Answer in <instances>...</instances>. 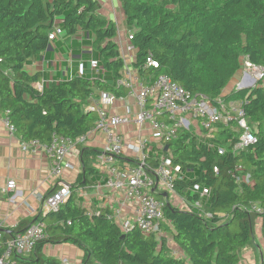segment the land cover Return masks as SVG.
<instances>
[{
	"label": "trees",
	"instance_id": "obj_1",
	"mask_svg": "<svg viewBox=\"0 0 264 264\" xmlns=\"http://www.w3.org/2000/svg\"><path fill=\"white\" fill-rule=\"evenodd\" d=\"M115 1L136 50L133 67L139 81L147 84L166 75L194 97L240 102L256 141L234 152L239 133L230 121L216 124L207 141L178 130L165 146L174 165L187 174L174 184L179 197L198 201L189 192L194 184L210 190L205 203L210 218L164 205L170 241L182 257L172 254L165 237H145L136 229L122 234L106 220L107 209L89 214L75 201L74 192L91 184L88 177L96 172L89 163L99 153L90 149H80L82 177L70 186L59 211L2 231V240L44 223L46 239L17 264H59L42 253L45 246L59 244L80 250L79 264H240L242 250L252 245L255 221L264 219V79L249 89H224L239 73L242 56L264 68V0ZM98 8L95 0H0V112L8 113L6 119L21 141L48 145L54 136L74 140L86 135L98 117L87 109L91 99L100 93L117 99L128 94L116 85L124 62L114 42L115 24L102 18ZM58 20L68 37L78 30L94 35L92 46L108 76H75L41 92L33 88L40 76L28 74L24 66L47 49L48 34ZM148 57L157 69L145 66ZM208 139L215 144L210 146Z\"/></svg>",
	"mask_w": 264,
	"mask_h": 264
},
{
	"label": "built area",
	"instance_id": "obj_2",
	"mask_svg": "<svg viewBox=\"0 0 264 264\" xmlns=\"http://www.w3.org/2000/svg\"><path fill=\"white\" fill-rule=\"evenodd\" d=\"M63 34L59 22L56 21L48 34V40L52 41ZM131 39L128 32L129 45L126 51L133 49L130 46ZM121 58L124 62V57L121 56ZM240 59L238 90L252 88L264 79V68L250 63L246 57L242 56ZM145 66L158 68V64L151 57L146 59ZM89 68L90 72L97 75L105 73L99 60L91 59ZM78 75H85L82 64L78 66ZM116 85L128 90L126 96L134 101L136 107L134 114L126 107L125 115H111L105 107L111 106L117 98L111 94L100 93L94 100L93 106L87 108L95 110L98 117L94 127L86 135L74 140L54 136L48 145H43L37 140L21 142L24 152L34 153L37 149L46 152L49 158L50 174L56 183V191L41 199L39 215L43 217L49 213H57L68 199L70 186L62 181V175L71 169L66 160L67 156L73 151L78 153L77 151L91 136L99 133L103 135L104 141L98 156L94 159V165L109 171L110 176L104 181L103 186L108 190L119 192L121 196L117 208L108 210L106 220L116 224L122 234L136 229L145 237L166 238L167 236L162 232V225L169 226L163 218L166 201L157 199L154 194L166 193L177 196L174 184L187 179V174L183 173L179 166L174 165L169 154L164 151L165 146L174 139L176 131H185L193 138L207 141V132L210 133L216 124L227 125L230 121H234L236 131L239 133L238 142L233 147L234 152L254 144L256 139L244 118L240 102L225 103L220 99L212 102L205 96L194 97L166 75H161L153 82L146 84L138 78H133L131 74H124L116 81ZM32 86L39 92L43 89L41 84L33 83ZM7 114L0 112V121L10 133H14L6 119ZM130 122L139 129L147 125L154 144L139 138L136 146L130 145L124 142L121 135L114 133L116 128L128 125ZM197 126L201 129L199 135L193 132ZM217 152L222 155L224 150L220 148ZM118 160H121L120 165ZM214 172L216 173L217 170L214 169ZM243 180L246 181L247 177H243ZM14 186V182L9 181L5 192L12 190ZM152 189H154L153 193ZM189 192L191 195H198L200 207L196 212L205 218H210V212L207 213L205 210V203L210 194L209 188L194 184ZM131 202H137L139 207L133 218H127L121 211ZM180 202L185 203L182 198ZM44 227V223L37 222L30 225L23 233L14 234L6 242H3V233L0 230V264H17L20 257L33 251L38 243L46 239ZM262 234L264 238V219ZM173 255L177 256L175 253ZM61 264L69 263L62 261Z\"/></svg>",
	"mask_w": 264,
	"mask_h": 264
},
{
	"label": "crops",
	"instance_id": "obj_3",
	"mask_svg": "<svg viewBox=\"0 0 264 264\" xmlns=\"http://www.w3.org/2000/svg\"><path fill=\"white\" fill-rule=\"evenodd\" d=\"M95 1L99 5L98 14L115 24L116 36L114 42L125 62L123 75L131 74L133 78L137 79L133 67L136 50L126 51V47L129 45L127 42L128 29L119 3L115 0ZM57 22L60 25V20ZM80 36H82V39H80ZM93 41L94 35L91 32L78 30L75 35L70 37L63 34L61 37L49 41L47 49L36 58L29 59L24 69L30 75L37 73L40 78L35 83L41 84L43 88L79 76L78 66L80 64L84 68L85 76L105 78V75L108 76L106 70L104 74L98 75L90 72L89 61L91 59L99 60L92 46ZM96 98L90 100L89 107L93 106ZM126 107L133 114L136 112L134 101L127 96L122 99H115L111 106L105 107V110L111 115L123 116ZM130 118L132 119V117ZM114 133L121 135L124 142L130 145L136 146L139 138L154 144L147 125L139 129L133 122H130L128 125L116 128ZM103 141V135L96 133L80 149H90L99 153ZM21 142L24 141H21L15 133H10L4 123L0 121V230L3 232H12L17 229L19 223L33 220L35 216L39 215L41 199L56 189L55 179L50 174L49 158L46 152L42 149H37L34 153L24 152L21 148ZM77 152L73 151L72 154L67 156L66 160L69 162L71 169L62 175V181L69 186L74 185L83 174L80 150ZM89 167L96 172L88 177V182L90 181L91 184L78 188L74 192V197L78 195L84 199L83 203L78 204L85 208L89 214L98 213L103 208L107 210L117 208L118 200L121 197L119 192L108 190L103 186L104 181L110 176L109 171L103 167H95L94 160L89 163ZM9 181H13L15 186L12 190L5 192ZM155 197L163 199L166 203L183 211H197L200 207L198 201L185 202L186 204L178 201L179 204H177L176 196H171V200H169V195L166 193L155 194ZM138 207L137 202L128 203V206L122 209L121 213L127 218H133ZM262 224V218L255 221L252 245L242 250L240 264L264 263ZM167 244L172 245L168 239ZM74 248L69 244L48 245L42 249V253L44 257H50L58 261L59 264L62 261L69 264H79L83 254L76 247ZM175 248L172 249V252L177 257H182L183 254Z\"/></svg>",
	"mask_w": 264,
	"mask_h": 264
},
{
	"label": "rangeland",
	"instance_id": "obj_4",
	"mask_svg": "<svg viewBox=\"0 0 264 264\" xmlns=\"http://www.w3.org/2000/svg\"><path fill=\"white\" fill-rule=\"evenodd\" d=\"M241 60V59H240ZM239 73H237L234 77H233V79L229 82V84H228V86L224 89V91L226 92V91H231V90H238V88L240 87V85L238 84V75ZM200 127H196V130H193V132L196 134V135H199V132H200ZM208 137V136H207ZM208 142H209V144L210 145H213V144H215V142H213L212 140H210V139H208ZM155 196V195H154ZM169 200H171V195H169ZM75 201L77 202V203H83L84 202V199L83 198H81V197H79L78 195L77 196H75ZM176 203L177 204H179V202L178 201H180V197L177 195L176 196ZM167 225H165L164 224V228L166 229V230H164L163 229V233H165V235L167 236L166 237V239H168V240H170L169 239V233H168V231H167V227H166ZM162 227H163V225H162ZM73 248H74V246H72ZM168 247L171 249V251H172V249H174L175 247H173L172 245H168ZM75 249V248H74ZM176 249V248H175ZM91 264H94V263H91Z\"/></svg>",
	"mask_w": 264,
	"mask_h": 264
},
{
	"label": "water",
	"instance_id": "obj_5",
	"mask_svg": "<svg viewBox=\"0 0 264 264\" xmlns=\"http://www.w3.org/2000/svg\"><path fill=\"white\" fill-rule=\"evenodd\" d=\"M249 89V88H248ZM168 148L167 147H165V151L167 150ZM154 191V189H152V191L151 192H153ZM163 197H165V195H163Z\"/></svg>",
	"mask_w": 264,
	"mask_h": 264
}]
</instances>
